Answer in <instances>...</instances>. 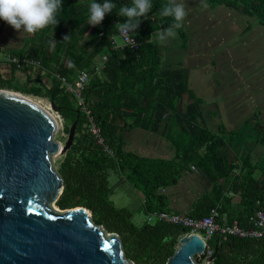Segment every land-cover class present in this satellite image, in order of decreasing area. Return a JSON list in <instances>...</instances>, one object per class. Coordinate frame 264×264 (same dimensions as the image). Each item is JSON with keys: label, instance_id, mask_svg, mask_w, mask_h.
<instances>
[{"label": "trees", "instance_id": "16d2710c", "mask_svg": "<svg viewBox=\"0 0 264 264\" xmlns=\"http://www.w3.org/2000/svg\"><path fill=\"white\" fill-rule=\"evenodd\" d=\"M205 1L257 16L264 26V0ZM91 2L62 0L58 23L53 30L49 26L32 34L23 48L13 52L21 58L40 60L47 71L45 76L50 74L47 78L51 85L38 74L41 67L35 70L32 66L11 63L10 77L0 72V88L49 100L64 120L66 135L76 124L72 148L56 161V172L63 178L64 191L55 206L59 210L79 207L90 210L97 225L106 232L119 234L125 256L135 264H167L175 253L178 238L187 230L166 222L146 221L137 225L129 208L117 207L112 201L110 175L119 173L121 179L143 197L147 214L155 208L168 210L162 208L167 199L161 191L178 185L191 166L198 167L211 183L218 184L220 179L228 181L239 164L221 151L228 143L224 137L228 133L225 127H221L218 134L207 128L203 102L190 88L185 71L161 67L160 43L155 41V34L172 22L170 17L161 19L158 16L166 0H152L153 9L140 18L134 35L139 45L134 51L115 49L112 44V39L118 37L114 24L125 19L117 13L119 6L129 4L130 0H112L117 8L106 13L99 25L87 24ZM66 35L68 39L63 40ZM103 55L108 59L102 69ZM16 69H22L27 80L13 83ZM81 71H88L90 75L84 89L90 116L101 128L105 145L113 151V156L88 131V116L74 95L60 87V82L51 76L58 73L74 80ZM166 119L169 124L166 131H162ZM137 129L167 136L175 152L174 158H147L126 151L124 133ZM263 131L257 143L264 145ZM250 164L235 181V190L241 193L242 208L247 212L238 218L244 228L249 227V216L264 207L258 205L264 195V161L259 166L262 168L260 177L253 172L256 166ZM223 198L224 194L203 197L191 215L204 218L213 209L220 213ZM221 220L219 216L218 221L224 224ZM207 246L214 255L212 264H264V238L228 236L224 239L215 234L208 239ZM197 258L203 262L206 254Z\"/></svg>", "mask_w": 264, "mask_h": 264}, {"label": "water", "instance_id": "95a60500", "mask_svg": "<svg viewBox=\"0 0 264 264\" xmlns=\"http://www.w3.org/2000/svg\"><path fill=\"white\" fill-rule=\"evenodd\" d=\"M57 131L41 105L0 89V264H135L119 234L97 225L90 210L55 206L64 185L51 160L72 148L76 124L64 144L52 139ZM207 248L198 233L180 236L167 264H196Z\"/></svg>", "mask_w": 264, "mask_h": 264}, {"label": "rangeland", "instance_id": "374dc122", "mask_svg": "<svg viewBox=\"0 0 264 264\" xmlns=\"http://www.w3.org/2000/svg\"><path fill=\"white\" fill-rule=\"evenodd\" d=\"M178 2L185 4L188 15L182 30H176V38L159 42L161 67L183 69L190 88L203 102L202 112L207 128L218 134V128L224 125L234 135L239 134L234 138L235 153L246 149L247 153H251L253 164H258L260 159L263 162L264 145L257 140L264 129V26L260 24L259 17L244 15L224 4L205 0ZM205 3L208 5L206 8L202 7ZM31 35L15 30L0 19V63L6 59L7 52L13 51L12 47L25 46ZM13 74V83H21L28 78L20 69ZM51 76L56 78L54 74ZM40 77L46 79V76ZM28 97L37 99L42 106L52 105L47 99ZM167 124L166 119L162 131H166ZM133 131L129 136L132 139L137 133L144 132ZM67 137L63 130H58L52 139L64 144ZM245 140H255V143L247 147L243 143ZM58 159L51 160L55 171ZM255 171L257 177L261 176L258 167ZM121 178L119 173L109 177V188L113 192L111 199L117 207L129 208L134 213L133 221L142 225L147 221L143 197ZM205 259L202 262L195 258V262L204 264Z\"/></svg>", "mask_w": 264, "mask_h": 264}, {"label": "crops", "instance_id": "0c3cea01", "mask_svg": "<svg viewBox=\"0 0 264 264\" xmlns=\"http://www.w3.org/2000/svg\"><path fill=\"white\" fill-rule=\"evenodd\" d=\"M23 47V45H21V47L19 48L14 49L12 47L13 51L7 52L6 57L10 53L14 54V50H18ZM0 72L5 77L11 76L13 69L12 65L7 62V59H4V61L0 63ZM47 77L48 76H46V79L44 80L48 85H51L52 82L50 78ZM223 126L224 125H221L218 128V132ZM133 132L134 131H128L124 133V148L126 151L129 150L130 152L135 153L138 156L147 158L169 159L171 157H174L175 152L173 151L172 143L168 141L167 136H165L164 134L159 133L157 135L150 132H143L137 133L136 137L132 139L129 136ZM230 133L231 131L229 130L228 133L224 135L225 139L228 140V143H226V146L223 147L221 151L230 159H233L236 164H239V167L229 175L228 181L220 179L218 181V184H213L211 183V180H208L204 176V174L198 167L191 166L190 170L185 172L181 177L178 185L161 191V195L167 199V204L162 205V208L191 215L195 211L197 203L203 197L213 195L220 197L222 194H224V198L220 202L221 212L219 213V216L222 219V223H230L231 220L238 221V218L240 216H242L243 214H247V212L242 208L243 205L241 193L235 190V181L236 178H238V176L249 167V163H251L250 165H255L256 168L258 167V169L260 170L259 174L262 175V168L259 167L260 164H262V162H260L262 160L260 159L258 164H253V162L250 160L251 153H247L246 149L241 150V153L243 152V155H241V153H235L236 150H234V138L239 137V135L234 136ZM243 143L247 147H250L251 144L255 143V140H245ZM129 144H131V146H128ZM246 159L248 161H245ZM253 172L255 174V169L253 170Z\"/></svg>", "mask_w": 264, "mask_h": 264}, {"label": "clouds", "instance_id": "9594fccd", "mask_svg": "<svg viewBox=\"0 0 264 264\" xmlns=\"http://www.w3.org/2000/svg\"><path fill=\"white\" fill-rule=\"evenodd\" d=\"M207 6L206 3L202 5L204 8ZM116 8L117 5L112 0H102V2L92 0L88 7L87 24L99 25L105 14ZM61 9L62 0H0V19L7 22L15 30L34 35L49 26L53 30L58 23L57 18L61 13ZM152 9V0H130L129 4L119 6L117 13L125 19L124 22L117 21L113 29L123 39V43L120 45L122 48L130 46L129 41L131 45L135 43L132 37L139 26L140 18ZM187 15L184 3L178 2V0H166L161 5L158 16L161 19L170 17L172 22L167 28L156 32L155 41L164 42L170 38H176V30L183 27ZM68 37L69 35L64 36L63 40H67ZM53 42H55L54 39Z\"/></svg>", "mask_w": 264, "mask_h": 264}, {"label": "built area", "instance_id": "2783aa9c", "mask_svg": "<svg viewBox=\"0 0 264 264\" xmlns=\"http://www.w3.org/2000/svg\"><path fill=\"white\" fill-rule=\"evenodd\" d=\"M132 35V34H130ZM132 39L135 41L133 45L129 41L130 46L128 48L131 51H134L138 47V42L135 40L134 36ZM123 43V39L118 33L117 38L112 39V44L115 49H124L120 45ZM108 59L107 55H103L101 58V68L105 67L104 62ZM13 61L19 62L20 59L17 57L12 58ZM27 64L31 61L29 59H24ZM39 64V62H38ZM56 79L60 82V87H63L66 91L72 93L76 98L77 104L83 109L87 114L89 119L88 131L95 137L99 145L104 147V150L113 156V151L110 150L108 146L105 145V139L102 136L101 128L96 124L94 118L90 116V110L87 108V101L84 96L85 82L87 80L86 76L80 77L78 80H69L66 76L62 74H57ZM55 121L58 124L57 129L63 130L64 133V120L59 114H55ZM258 205H264V195L263 200L258 201ZM219 213L217 209H213L211 214L204 218H195L187 213H179L169 210H152L147 213V222L148 223H157V222H166L174 224L177 226L186 229L183 235H190L191 233L200 234L206 241L210 239L215 234H220L227 239L228 236H238L242 238H264V207L256 210L253 214L249 216V227L244 228L241 226L239 221L233 220L231 223L221 224L218 221ZM206 257L212 255V251L207 248L205 253ZM212 264V263H211Z\"/></svg>", "mask_w": 264, "mask_h": 264}, {"label": "bare ground", "instance_id": "6f19581e", "mask_svg": "<svg viewBox=\"0 0 264 264\" xmlns=\"http://www.w3.org/2000/svg\"><path fill=\"white\" fill-rule=\"evenodd\" d=\"M14 57H17V58H19L20 59V61L19 62H15V61H13L12 60V58H14ZM6 59H7V61L9 62V63H18V64H24L25 66H32L35 70L37 69V68H39L40 69V67H41V69H40V71L38 72V74L40 75V76H45V74H46V69L43 67V65H42V63H41V61L40 60H35V59H32V58H28V57H24V58H21V57H19V56H15V55H13V54H8V56L6 57ZM24 59H29L31 62L30 63H26L25 61H23ZM38 62H39V64H38ZM55 74V76L58 74V73H54ZM82 76H86V78H87V80H86V82H85V86H86V84H87V82L89 81V78H90V75H89V72L88 71H81V72H79L78 73V76L74 79V80H78V79H80V77H82ZM0 89H7V88H0ZM85 89V88H84ZM7 90H11V89H7ZM11 91H14V90H11ZM15 92V91H14ZM17 92V91H16ZM18 93H20V92H18ZM20 95H22V96H24V97H27V99L29 98V99H31L32 101H34V102H36L37 104H39V105H43L41 102H39V101H36L35 99L33 100L32 98H30V97H28V96H25V95H23V93H20ZM32 97V96H31ZM51 103V102H50ZM53 105H50V106H42L43 108H45L49 113H50V115H52L54 118H55V114H59L58 113V111H56V109H55V107L53 106ZM55 109V110H54ZM56 125H58L57 123H56ZM56 208V207H55ZM105 234H106V236H111V234H108V233H106V232H104Z\"/></svg>", "mask_w": 264, "mask_h": 264}]
</instances>
